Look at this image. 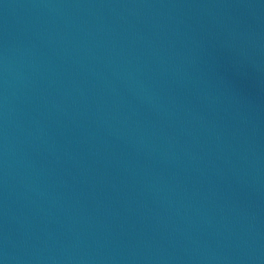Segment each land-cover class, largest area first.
Wrapping results in <instances>:
<instances>
[{
  "label": "water",
  "instance_id": "1",
  "mask_svg": "<svg viewBox=\"0 0 264 264\" xmlns=\"http://www.w3.org/2000/svg\"><path fill=\"white\" fill-rule=\"evenodd\" d=\"M0 264H264V0H0Z\"/></svg>",
  "mask_w": 264,
  "mask_h": 264
}]
</instances>
